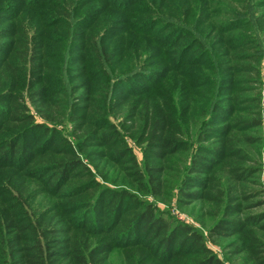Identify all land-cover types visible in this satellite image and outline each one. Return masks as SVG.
Masks as SVG:
<instances>
[{
  "label": "trees",
  "instance_id": "trees-1",
  "mask_svg": "<svg viewBox=\"0 0 264 264\" xmlns=\"http://www.w3.org/2000/svg\"><path fill=\"white\" fill-rule=\"evenodd\" d=\"M7 1L0 0V264H107L116 250L122 251L125 264H223L201 234L166 220L146 200H164L173 192L182 205L200 202L201 208L213 211L216 222L209 238L220 242L236 237L229 244L231 253L243 255L249 264H264V217L248 214L258 192L246 184H254L257 168L245 166L249 155L244 148L250 141L247 130L256 132L262 125L264 96L251 87L259 78L252 34H264L251 16V7L258 3L243 1L249 16L243 27L234 23L236 18L214 20L204 30L159 17L167 25L164 32H181L172 44H158L166 55L176 62L194 57L178 75L201 67L208 57L207 63L213 62L218 70V85L235 97L232 105H215L189 141L176 109L162 97L183 88L179 78L173 88L162 87L134 102L112 95L135 77L124 71L126 54L114 57L112 46L99 40L104 21L112 15L108 0L101 15L90 18L87 10L78 20L80 26L58 38L60 53L77 47L82 56L87 54L75 62L82 66L76 78L67 72L73 71L71 61L57 52L50 54L47 31L75 25L74 19L90 2L77 9L73 0H58L52 16L57 21L35 25L46 34L32 41L33 34L18 18L6 22L11 19L2 12ZM197 6L196 21L212 10L220 14L227 9L235 16V9L222 0H198ZM129 37L135 39V47L147 43L136 35ZM118 58L121 62L116 64ZM89 71L98 76L90 79ZM115 71L119 74L113 77ZM146 71L142 66L138 75ZM113 82L117 86L111 90ZM193 93L186 89L181 99L187 101ZM117 109L131 119L118 129L128 131L123 135L140 147L141 162L111 123ZM226 114L238 119L218 126L216 120ZM46 122L69 124L74 144ZM113 184L120 188L108 187Z\"/></svg>",
  "mask_w": 264,
  "mask_h": 264
},
{
  "label": "rangeland",
  "instance_id": "rangeland-1",
  "mask_svg": "<svg viewBox=\"0 0 264 264\" xmlns=\"http://www.w3.org/2000/svg\"><path fill=\"white\" fill-rule=\"evenodd\" d=\"M110 4V9L112 15L110 18L104 21V31L100 34V41L106 45L112 46V51L115 56H120L121 54H126V68L125 72H132V76L137 78L142 76L141 79H131L127 83H122L119 89L112 92L113 96L125 95L126 97L132 98V102L136 101L139 96L147 95L153 96L157 93L160 88L171 89L174 87L175 81L178 79L179 82L183 84V88L177 89L176 91H167L163 93V101L170 100V103L174 106L175 115L177 120L182 123L183 128L186 133V137L189 141L195 139L196 136L201 131L203 124L208 121V113L211 109L218 103L222 104H234L233 99L235 98L230 94V89L222 90L221 85L215 79L214 74L218 73L215 70V65L213 62H208V57L206 55L207 50L202 52L199 57L204 58L201 63H199L198 68L184 72L178 75V69L183 70L187 68V65L192 61L194 57L187 56L180 59L179 62L173 60L172 56L166 55L165 50L158 44L166 43L172 44L177 38L180 37V31L171 30L170 33L165 31L167 27L164 22L159 19L163 16L164 19L180 23L183 22L187 27L191 28L192 25L202 29H208L209 23L212 21L224 22L231 18H236L234 23L243 24L249 19L248 13L244 12L243 3L244 0H222L224 3L230 5L235 9V16L230 17L229 11L221 12L218 14L212 10V12H205L203 17L196 21L197 16V1L198 0H108ZM85 2H90L83 13H78L74 19L73 24L70 25H57V28L62 29L61 32H54L53 29H48V37L51 40L50 46L52 52L50 54L58 53L60 58H64L65 61H71V66H73V71H67L71 76L75 75L74 78L80 76V69L82 66L80 64L75 65V62L84 60L82 51H78L77 47L72 51L69 48L68 53H60L58 49V38L62 34L67 32H73L76 26H80L78 20L80 17L85 15V12L89 10L90 18H95L101 15V12L107 8L106 0H73V6H81ZM59 3L58 0H8L4 5L6 16H11V19H7L6 22H11L12 20L18 18L19 23L33 34L29 39L34 41L36 38H42L45 36L44 31H39L37 27H34L38 23H42V20H48L49 24H55L57 21L53 15L55 6L53 4ZM258 3L256 6L251 7V16L255 18V25L260 26V29H264V0H250L249 4ZM184 4V5H182ZM171 5H178L177 7H169ZM186 6L184 12H182V7ZM90 8V9H89ZM224 9V8H223ZM231 9V8H230ZM76 12V11H74ZM81 12V11H80ZM71 12H67L70 14ZM262 17V18H260ZM101 18V17H100ZM99 18V19H100ZM209 21L207 22V19ZM162 22V23H160ZM160 23V24H159ZM10 24V23H8ZM159 24V25H158ZM163 24V25H161ZM111 27V28H110ZM201 30H198L199 33ZM81 32V31H79ZM136 35L137 38L146 41L144 45L135 47V39H131L129 34ZM169 33V34H168ZM122 34V35H121ZM192 34V33H191ZM115 36H118L115 38ZM257 45V70L259 71V78L257 83L251 85L254 91L260 92L264 96V34L254 35L252 34ZM175 38V39H174ZM205 44V43H204ZM207 47L210 46L206 44ZM167 52H172L168 50ZM210 53V52H209ZM70 55H74L75 58H71ZM123 59V58H122ZM123 59V60H125ZM116 64L121 62V58L116 60ZM186 62V63H183ZM256 63H253L255 67ZM142 66L146 67V73L143 75H138L139 70ZM207 66V67H206ZM204 70H208L204 72ZM91 73L90 79L98 76V73L94 71H89ZM119 74L118 71L113 73V77ZM99 78V77H98ZM73 84H82V80H72ZM227 82V81H224ZM116 82L112 83L113 90L115 88ZM186 89L194 91L192 97L183 101L181 98L184 96V91ZM141 109V107H140ZM37 122H42L38 114L34 110H30ZM121 109L115 111V116H111V123L115 125L118 129L124 122L129 125L131 120L128 117V113L122 115ZM262 125L256 131H248L247 135L250 137V141L244 144V148L248 152L249 158L245 163L246 167L257 168L255 177L252 178L254 184H246L247 188L255 190L258 192L257 197L253 199L252 203H255V207L248 211V214H256L264 217V101L262 103ZM132 118V117H131ZM238 119L235 115L226 114L219 116L216 120L218 126H223L229 120ZM46 125L50 128H55L56 131L65 136L72 144H74L73 137L70 136L71 126L64 122L61 124L46 122ZM120 133L130 134L128 131L120 130ZM125 143L132 150L133 154L136 156L139 162L142 161V154L140 147L135 144L127 135H123ZM108 186V185H107ZM108 187L112 189L120 188L119 186L109 185ZM144 198V197H143ZM40 199V197H39ZM146 200L155 205L158 210L162 213L163 218L171 222H177L178 224H186L191 226L199 234H201L206 242L207 247L211 250L212 254L216 256L223 264H249L244 262L243 255L237 256L235 253H231V247L229 244L236 238L225 239L223 241H218L214 238L208 237L209 230L213 227L216 222V217L212 210H207L206 208H201L200 202H195L193 204L182 205L178 202L176 193L164 199H154L151 197H146ZM251 263V261H250ZM107 264H125L123 261V255L121 250H116L109 256Z\"/></svg>",
  "mask_w": 264,
  "mask_h": 264
}]
</instances>
